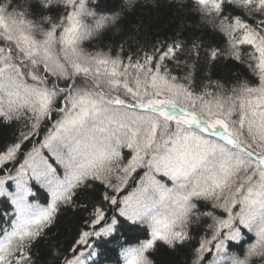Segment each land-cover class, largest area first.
<instances>
[{
    "label": "snow or ice",
    "instance_id": "snow-or-ice-1",
    "mask_svg": "<svg viewBox=\"0 0 264 264\" xmlns=\"http://www.w3.org/2000/svg\"><path fill=\"white\" fill-rule=\"evenodd\" d=\"M170 3L199 35L140 43V0H0V264H97L125 227L123 264H264V0Z\"/></svg>",
    "mask_w": 264,
    "mask_h": 264
},
{
    "label": "trees",
    "instance_id": "trees-1",
    "mask_svg": "<svg viewBox=\"0 0 264 264\" xmlns=\"http://www.w3.org/2000/svg\"><path fill=\"white\" fill-rule=\"evenodd\" d=\"M100 2L105 5H111L116 3L117 0H100ZM137 20L143 21L140 34L136 37L143 44H152L157 40L163 41L173 38L175 33H181L180 38H184L190 32H195L196 35L200 34L193 27L198 17L191 16L185 17L182 21L179 20L176 16L175 6L170 3V0H140V7L137 8L135 15L130 18L129 27L135 24ZM128 34L126 31L124 36ZM124 36L117 35L107 42L118 45ZM133 47H135L134 44ZM211 71L214 79L226 74V70L222 66H217ZM4 131L0 130V137H2ZM44 202L43 197H41V203ZM84 216H86V213L82 211L63 210L48 233L50 242L59 243L64 248H67L83 227L82 218ZM114 235L116 236L115 240L109 239L99 246V253L95 258L97 264H123L120 255L121 247L135 245L140 240L147 238V233L139 227H125L120 230V233ZM36 249L42 257H46L47 243L45 241H41L36 246ZM236 251L240 250L236 249ZM154 259L157 260V264H181L183 252L171 253L161 247L155 254Z\"/></svg>",
    "mask_w": 264,
    "mask_h": 264
}]
</instances>
